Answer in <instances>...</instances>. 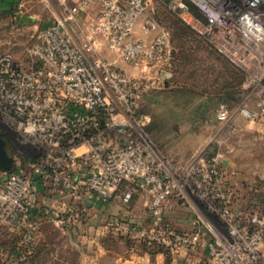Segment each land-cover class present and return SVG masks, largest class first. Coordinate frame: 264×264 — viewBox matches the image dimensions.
Returning a JSON list of instances; mask_svg holds the SVG:
<instances>
[{"label": "built area", "instance_id": "1", "mask_svg": "<svg viewBox=\"0 0 264 264\" xmlns=\"http://www.w3.org/2000/svg\"><path fill=\"white\" fill-rule=\"evenodd\" d=\"M71 1L67 6L57 0L66 15L38 32L28 49L30 64L0 51V124L34 152L27 157L34 175L15 165L0 180V226L19 236L14 259L22 260L35 245L39 221L32 202L42 186L54 196L85 199L52 211L56 226L81 220L92 204L109 196L126 205L138 192L147 199L146 219L116 221V232L170 253L200 248L204 264H264V216L231 207L219 152L200 150L183 168L160 153L144 130L149 115L136 113L148 81L97 54L103 42L132 66L143 61L166 65L169 34L151 15L142 23L151 37L132 34L151 0ZM187 1L205 20L200 32L243 70V87L253 88L251 97L233 109L218 105V133H232L236 115L264 122V0ZM93 4L95 14L80 25L76 13ZM170 7L189 16L182 0ZM64 19L73 21L75 32ZM170 197L195 212L188 230L162 222L161 210Z\"/></svg>", "mask_w": 264, "mask_h": 264}, {"label": "rangeland", "instance_id": "2", "mask_svg": "<svg viewBox=\"0 0 264 264\" xmlns=\"http://www.w3.org/2000/svg\"><path fill=\"white\" fill-rule=\"evenodd\" d=\"M71 4V0H65V5L69 6ZM150 5V9L138 17L132 31L134 35L135 30L138 34L140 31L142 32L143 20L148 15L153 17L158 27L169 28L167 24L168 20L165 18L168 14L167 7L160 5L158 0H151ZM9 9H11L9 13L0 14V51L9 52L14 60L19 63L30 64L33 59L29 55L28 49L36 39L38 32L48 23L58 18L63 19L66 13L57 0H16ZM87 10L82 9L76 13V20L80 25H83L86 21ZM90 11L93 12L94 10L91 9ZM182 17V21L186 25L198 32L201 31V24L203 22L200 19L195 18L190 13L189 16ZM64 24L74 31L75 26L73 21L64 19ZM151 33L153 34V32ZM196 38L199 39L198 37ZM172 48L173 61L171 65L158 66L143 61L140 72L134 75L140 80L146 79L148 81L149 86L140 97V105L142 104L145 108L149 109L147 111L149 115L153 112L164 113V108H166L164 103L168 106L173 101L171 98H162L164 96L163 92L148 95L146 92L150 89L162 88L166 80L171 84L181 81L180 78L185 73L178 74L176 68L178 59L175 58L174 54L177 49L174 47V41L172 42ZM192 53L193 57L199 56L202 59H206L204 57L205 53L202 50H195ZM195 62L198 63V61L192 60L189 67H192ZM186 80L191 81L189 78ZM251 93L249 92V94L245 95L244 99L247 96L250 98ZM195 103L196 99L189 106H172L173 112H176L175 126H168L159 134L155 136L151 135L153 137L150 136L151 140L160 153L172 159L182 168L200 150H216L221 157L229 160V164L224 167V170L226 172L227 185L232 192L231 207L240 209L242 212H254V209H260L261 204L252 195L255 192L264 191V122L249 121L236 115L232 118L234 131L229 134L224 132L219 134L218 128L220 123L215 118L214 112L207 113L202 119L199 117L192 119ZM233 108L234 106L231 109ZM0 135L7 139L14 150V154L11 155L13 158L12 166L18 165L19 161H26L29 155L33 156L31 153L34 154V152L28 146L15 139L14 134L2 124H0ZM155 137L157 138L155 139ZM108 198L109 203H106L104 207L105 212L113 209V207L111 208V204L113 205L115 201V205H121L125 210L134 212L132 214H136V218L139 220L144 215H148L146 196L138 192L132 195L126 205L120 204L113 195ZM60 201H65V199H61ZM53 207L52 205L46 206L47 209H53ZM109 215L110 213L97 214L96 209H92L90 214L69 225L67 230H62L59 228L60 226L57 227L52 222L45 223L43 234L46 237H42V233L39 234L34 247L28 253L30 254L36 246L33 256L24 263V258L17 261L12 254L20 249L18 245L19 236L15 241L14 248L9 251L11 242L14 240V233H17L9 226H0V264H116L114 261L116 253H124L126 250L124 245L131 247L133 251L136 248L139 251L146 250L140 242L133 241L118 232L116 233L115 229L113 237L105 235L99 242L103 247L107 246V250L97 254L95 260H93L94 258L91 260L89 255L96 254L98 248H96L94 242L87 243L83 238L91 239L97 233L98 227L108 220ZM194 215L195 212L189 204L183 203L178 205L176 197L168 198L161 210V219L163 221L170 222L182 230L191 228L190 221ZM84 217L86 218L84 219ZM122 220H126V217L116 219V221ZM137 220L135 222H140ZM44 225L42 224L40 229ZM119 240L122 243L118 242ZM187 253L189 255L200 256V252H162L163 260H167L165 264H170L171 258L175 261V263L172 262L173 264H181V261H185L186 257L184 256Z\"/></svg>", "mask_w": 264, "mask_h": 264}, {"label": "trees", "instance_id": "3", "mask_svg": "<svg viewBox=\"0 0 264 264\" xmlns=\"http://www.w3.org/2000/svg\"><path fill=\"white\" fill-rule=\"evenodd\" d=\"M174 1L176 0H158L160 5L167 7L166 10L168 12L165 18L168 20L167 24L169 28H163H165L169 34L170 59L165 66L171 65L173 61L172 42L174 41V47L177 49L174 54L175 58L178 59L176 67L178 74L182 72L185 73L180 78L181 81H176L171 84L166 80L164 81L165 85L162 88L150 89L146 92L147 95L163 92L164 96H162V98L172 99V104L167 106L164 103L166 106V108H164V113L153 112L149 115L147 112L149 109L145 108L142 104L140 105L141 99L139 98L136 106V113H147L149 115V121L144 125V130L149 136L159 134L168 126H175L176 112H173L172 106H189L192 101L196 99V103L194 104L195 107L192 112V119L194 117L202 119L207 113L215 112V109L220 104L230 110L232 106L235 107L240 101H242L245 98V95L253 91L252 87H243L244 72L236 63H234L226 54L218 50L201 32L194 30L182 21L183 17L180 14V8L170 7V4ZM182 1L184 2L188 13L195 18L200 19L201 22L205 21L201 13L189 1ZM10 10L11 9L9 8L3 9L0 11V14H7ZM195 50H202L205 53L204 57L206 59H202L199 56L193 57L192 52ZM192 60L198 61V63L195 62L192 67H189ZM174 69H172V71H174ZM187 78L191 79V81H187ZM0 137L3 140V145L8 155L11 156L14 154V150L8 143L7 139L1 135ZM156 138L157 137H155V139ZM19 165L22 167L23 172L27 173L30 169L28 159L24 162L19 161ZM252 196L261 204L260 209H254L253 211L264 216V191L255 192ZM249 212L250 211L247 213ZM122 221L135 222L130 219ZM162 222L174 226L170 222L163 220ZM115 224L116 219L110 221V225L113 227H115ZM14 235V240L11 242L9 251L14 248L15 241L18 238V234L14 233ZM141 244L146 248L145 251L148 253H153L155 251L167 252L155 244L145 242H142ZM35 249L36 246L30 254H27L23 263L33 256Z\"/></svg>", "mask_w": 264, "mask_h": 264}, {"label": "crops", "instance_id": "4", "mask_svg": "<svg viewBox=\"0 0 264 264\" xmlns=\"http://www.w3.org/2000/svg\"><path fill=\"white\" fill-rule=\"evenodd\" d=\"M16 0H0V11L3 9H7L9 7H11V5L13 4V2ZM95 8V9H94ZM84 9H88L86 12V21L84 24H87L90 19L93 17V15L95 14L96 10H97V5L93 4L88 6L87 8ZM94 10L93 12L90 10ZM85 20V19H84ZM133 31V30H132ZM140 31V30H139ZM135 35L137 37H140L144 40H148L151 36V32H145L144 30H142V32L140 31V33L138 34L137 31L135 30ZM133 34V33H132ZM134 35V34H133ZM134 35V36H135ZM73 40L74 41H78V39L73 36ZM97 54L108 59L109 61H111L115 66L119 67L120 69L124 70L127 73L136 75L137 73L140 72L141 69V65L143 64V62H140L137 66H132L130 63L125 62L124 60H122L121 58L118 57L117 54L109 51L103 42H100L99 44V48L97 49ZM222 162L224 163V167H226L229 164V160L222 157ZM16 165V164H15ZM13 167H16V166ZM19 168L22 170V167L18 164ZM30 169L28 171V173L30 174H35V171L31 168V166H29ZM2 170H0V180L2 179ZM53 198V200H52ZM61 199H65V201H60ZM85 200V199H84ZM83 198H71L69 196H54L52 194H50L45 187L40 186L37 190V192L34 194L33 197V202H32V215L33 217H35L38 221H39V225H38V229L36 231V239L39 236L40 233H42V237H46L43 234V230L45 228V223L48 222H52V214L54 210H57L59 208H64L66 206H71L74 204H77L78 202H84ZM106 203H109V198L102 200V201H98L95 202L94 204H92V206L89 207L87 213L85 215L90 214V212L92 211V209H96V213L97 214H109L108 216V220L100 225L97 229V233H95L91 239H86L85 237L83 238L84 240H86L87 243L89 242H94V244L96 245V248H98V252H96V254H92L89 255L91 258V260H95V258L97 257V254H99L100 252H104L105 250H107V246L101 245L100 239H102L105 235L106 236H114L115 234V228L110 225V221L120 218V217H126V219H130L133 221H136L138 218H136V214H132L134 212H132L131 210H125L121 205H115V201L113 203V205L111 204V208L113 207V209L109 212H105L104 207L106 205ZM118 204V203H117ZM47 205H52L54 206L53 209H47L46 206ZM84 215V216H85ZM116 215V216H115ZM132 217V218H131ZM146 215H144L139 221L142 222L146 219ZM86 217H84L85 219ZM137 220V221H138ZM42 228L40 229L41 225ZM59 227V226H57ZM62 230H67V228H69V226H61L59 227ZM66 228V229H65ZM117 233V232H116ZM41 236V235H40ZM118 242H121L120 240ZM122 243V242H121ZM124 247L126 248L124 253L118 254L116 253V258H114V261L116 262V264H165L167 263V260H163V254L160 251H155L153 253H148L145 250H136L133 251L131 247H127L124 245ZM261 251H262V256H263V261H264V243L262 245H260ZM200 251H190V252H200V256L199 255H189V253L186 254L185 261H181V264H184L186 262L192 263V264H204L205 262V253L203 252L202 249H198ZM99 260V258H98ZM172 261H170V264H173L172 262L175 263V261H173L174 259L171 258ZM154 262V263H153Z\"/></svg>", "mask_w": 264, "mask_h": 264}, {"label": "water", "instance_id": "5", "mask_svg": "<svg viewBox=\"0 0 264 264\" xmlns=\"http://www.w3.org/2000/svg\"><path fill=\"white\" fill-rule=\"evenodd\" d=\"M12 163L13 158L6 152L3 145V140L0 137V170L3 171L2 179L6 178V172L11 168ZM222 164L224 163L222 162Z\"/></svg>", "mask_w": 264, "mask_h": 264}]
</instances>
